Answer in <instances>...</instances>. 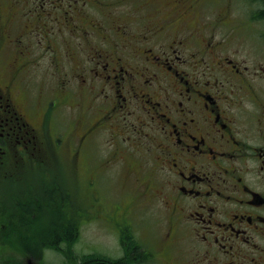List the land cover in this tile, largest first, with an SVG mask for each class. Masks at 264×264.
<instances>
[{
  "label": "flooded vegetation",
  "instance_id": "1",
  "mask_svg": "<svg viewBox=\"0 0 264 264\" xmlns=\"http://www.w3.org/2000/svg\"><path fill=\"white\" fill-rule=\"evenodd\" d=\"M218 1L0 0V177L26 163L75 170L107 129V163L135 187L108 212L95 197L104 221L134 235L157 203L163 240L183 247L174 264H264V67L228 48L237 26L210 14ZM120 5L119 25L96 16ZM85 89L94 120L65 134L67 98Z\"/></svg>",
  "mask_w": 264,
  "mask_h": 264
},
{
  "label": "rangeland",
  "instance_id": "2",
  "mask_svg": "<svg viewBox=\"0 0 264 264\" xmlns=\"http://www.w3.org/2000/svg\"><path fill=\"white\" fill-rule=\"evenodd\" d=\"M218 2H221L223 7L213 8L210 14L215 15L213 12L217 11L229 12L235 22V25H230V27L237 26L233 38L240 45H233V38H231L228 48L243 50L242 58L246 65L259 63L264 67V21L252 17V14L259 8L258 4H252L248 0ZM127 7L128 5H120L112 9H101L102 13L97 12L96 16L104 18L108 23L115 22L116 25H119L120 22L127 19L124 14L128 12ZM118 13L123 14L119 15ZM196 20V18L188 20V27H195ZM217 38H219L218 34L215 40H218ZM33 85H35L33 89L45 90L47 87L44 83ZM22 100L23 97L20 95L18 102L21 103ZM67 104L68 110L62 112L60 121L66 129L65 134L72 135L80 130L81 127L78 124L82 120L86 121L83 117L87 116L90 122L94 120L93 104L86 89L79 90L69 96ZM39 114L40 112H37L32 116L33 124L38 122ZM108 134L107 129L97 131L84 143L75 170L66 169L55 163L40 168L32 163H26L20 164L14 177L12 175L0 177V204H2L3 213L13 212V219L20 217L22 211L18 210V205L22 201L28 205L39 207L33 216L27 217L23 224L16 225L17 227L12 225V220L9 221L11 218L5 217L0 227V239H2L0 264H111V262H124V260V264H174L176 262L183 247L179 242L174 245L173 241L169 243L163 240L168 219L165 217L166 212H159L157 203L153 204L154 207H147L145 212H138L139 218L135 219L133 224L134 235L126 232L119 233L118 228L104 221L102 219L104 216L100 217L93 209V207L97 208L98 204L97 202L94 206L96 196L100 198L101 207L108 212L107 209L111 208L115 201L127 203L130 199L128 191L134 192V182L126 181V170L107 163L113 150L108 141ZM61 175L62 179L60 180L59 176L61 177ZM51 181H56L66 188L65 191L68 193L66 198L72 203V206L64 212L71 218L76 214L81 217L78 221L77 236L72 239L70 248H67L66 242L59 241V248L56 246L54 248L44 247L38 255L31 257L19 244L17 238L21 237L19 231L24 228L25 231H32L31 228L27 230L25 224H30L31 220H34V216H40L43 213L51 217L52 213L55 214L56 209L50 204V198L46 196L47 191H45L48 187L51 188ZM56 211L57 214L61 212V210ZM48 225L50 224L45 221L35 222L33 231L37 232L38 227L43 229ZM23 236L25 235L23 234ZM134 240L139 247L132 245ZM31 241L33 242L31 246H37L41 240L36 237ZM131 245L136 250H141V256L150 254V259L145 261L142 258L138 261L129 260L127 251ZM94 256L97 258L96 261L91 259Z\"/></svg>",
  "mask_w": 264,
  "mask_h": 264
},
{
  "label": "trees",
  "instance_id": "3",
  "mask_svg": "<svg viewBox=\"0 0 264 264\" xmlns=\"http://www.w3.org/2000/svg\"><path fill=\"white\" fill-rule=\"evenodd\" d=\"M250 2H252V4H258L259 8L258 10L252 14L253 19L256 20H262L264 21V0H248ZM263 38H264V34H263ZM51 188L48 187L47 190V197L50 198V201L54 208L56 210H61V212H59L58 214L56 213L57 211L55 210V214L52 213V216H46L45 214L41 213L40 216H34V220L31 222L30 224H25V227L27 230H29V228H31L32 231H25L24 229H22L21 231V237H18L17 240L19 241V244H21L22 248L25 250L26 253H28V255L35 256L38 255L39 251L42 248H54L56 246V248H59V241L61 242H66L67 248H70L71 244H72V239L74 237L77 236V226H78V221H80L81 217H79V215H75L78 217H69V215H67L64 211L65 210H69V207L72 206V203L65 198L64 200L61 199L62 197H65L64 193H66L67 191L64 190L63 185H61L60 183L56 182V181H51ZM68 195H66L67 197ZM37 206H31L28 205V203H26L25 201L20 202V204L18 205V210L22 211L21 216H18L19 222L17 224H13L15 227L19 226V224H23V222L26 220L27 217L29 216H33L36 212H37ZM2 204H0V227L2 226V222L3 220H5L6 218H13V212L11 213H3L2 212ZM21 209V210H20ZM18 211V212H19ZM25 218V219H24ZM10 219V220H11ZM46 222L47 224H50L46 227H44L43 229H41V227H38V233L34 232V223L35 222ZM17 225V226H16ZM38 226V225H35ZM22 227V226H21ZM37 229V228H36ZM23 234L25 236H23ZM17 236V234H16ZM1 237V236H0ZM38 238L41 241H39L37 246H31V243H33L31 240L34 238ZM2 239H0V243ZM40 245V246H39ZM43 245V246H42ZM137 247H139L138 243L135 242L134 240V244ZM128 247V251H127V258L130 260H136L138 261L139 259H143V261L150 259V254H144L143 256H141V254L137 253V250L133 247V246ZM136 247V248H137ZM55 248V249H56ZM144 251V250H143ZM94 261L97 260L96 256H94L93 258ZM126 259V258H125ZM128 260V261H129ZM125 262V260H124ZM124 262H120V261H116L113 262L112 264H124Z\"/></svg>",
  "mask_w": 264,
  "mask_h": 264
}]
</instances>
